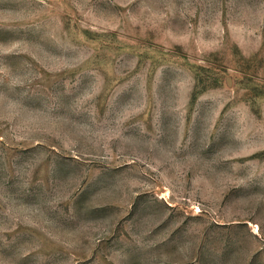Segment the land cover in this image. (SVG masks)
I'll list each match as a JSON object with an SVG mask.
<instances>
[{
  "label": "rangeland",
  "instance_id": "rangeland-1",
  "mask_svg": "<svg viewBox=\"0 0 264 264\" xmlns=\"http://www.w3.org/2000/svg\"><path fill=\"white\" fill-rule=\"evenodd\" d=\"M0 264H264V0H0Z\"/></svg>",
  "mask_w": 264,
  "mask_h": 264
}]
</instances>
